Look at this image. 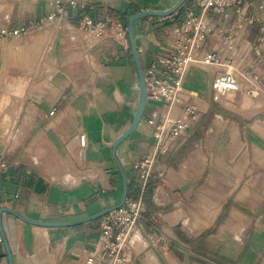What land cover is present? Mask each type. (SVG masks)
<instances>
[{
    "label": "crops",
    "instance_id": "crops-1",
    "mask_svg": "<svg viewBox=\"0 0 264 264\" xmlns=\"http://www.w3.org/2000/svg\"><path fill=\"white\" fill-rule=\"evenodd\" d=\"M76 1L0 0V33L31 31L65 10L69 19L57 36L56 28L37 33L22 47L21 36L0 34V163L7 165L0 169V264H10L6 243L13 264H85L100 234L102 216H96L119 207L125 192L129 199L143 198L148 208L141 221L144 240H134L140 248L135 264H263L264 89L258 96L248 93L264 82V43L260 54L254 52L262 24L244 36L229 31L234 10L227 17L205 15L223 36L237 38L228 42L230 49L225 39L210 38L196 52L180 102L168 118L177 120L190 104L197 117L175 144H164L167 150L159 154L143 191L135 163L156 149L147 121L155 114L162 119L163 102L149 98L141 125L115 150L139 105L130 41L97 39L77 26L86 16L96 22L117 16L126 27L135 13L163 12L181 0ZM190 10L199 12L194 0L170 17L135 23L144 70L166 50ZM42 41L48 44L43 61H30L33 44ZM205 52L231 64L206 67L199 61ZM232 71L241 78V88L220 97L214 81ZM246 73L250 76L243 77ZM80 132L87 136L83 156ZM3 208L50 223L95 219L44 227L1 213Z\"/></svg>",
    "mask_w": 264,
    "mask_h": 264
},
{
    "label": "built area",
    "instance_id": "built-area-1",
    "mask_svg": "<svg viewBox=\"0 0 264 264\" xmlns=\"http://www.w3.org/2000/svg\"><path fill=\"white\" fill-rule=\"evenodd\" d=\"M67 3L76 4V1L67 0ZM198 13L190 10L185 19L176 28L171 39L166 42V50L159 53L153 63L145 69L147 81L148 99L161 100L163 102L164 115L158 120L157 114L147 121V126L152 129L156 140V149L135 163L143 191L146 190L150 179L153 177V169L158 162L159 154L167 150L164 144H175L178 138L183 136L191 127L197 117L196 106L188 105L182 115L175 121L168 118L172 106L180 102L183 82L190 70L196 63V52L200 51L204 43L210 38L225 39L227 48L237 38L228 35L213 27L204 17L208 12H213L223 17L228 16L230 10H234L236 20L230 32L243 31L244 36L252 33L253 28L261 23L260 36L254 43L255 54L261 53V45L264 43V0H194ZM68 11L59 14H51L42 22L51 24L68 22ZM80 32L91 34L104 40H113L120 43H129L127 27L120 18L110 16L106 21L96 22L86 16L77 26ZM27 29L21 28L10 31L4 29L1 35L4 37L17 38L27 34ZM199 61L206 67L231 64V60L223 63L218 53L205 52L200 54ZM250 73L243 77H249ZM241 88V78L233 71L218 76L214 81V90L220 97L235 93ZM264 89V82L259 80L258 86L248 88V93L258 96ZM78 139V153L83 156L87 148V136L80 132ZM5 162L0 163V169L6 168ZM148 208L143 198L133 200L126 198L123 206L114 208L105 213L100 221V234L94 248L85 256V264H135V258L139 255L140 248L135 244L134 237L139 235L144 240V229L141 221L147 214ZM160 214L151 217L157 220ZM3 242V234L0 225V243Z\"/></svg>",
    "mask_w": 264,
    "mask_h": 264
},
{
    "label": "water",
    "instance_id": "water-1",
    "mask_svg": "<svg viewBox=\"0 0 264 264\" xmlns=\"http://www.w3.org/2000/svg\"><path fill=\"white\" fill-rule=\"evenodd\" d=\"M186 2H187V0H181L176 6H174L173 8H171L169 10L163 11V12H154V11L138 12V13L133 14L128 20L127 33H128V37H129V41H130V45H131V50H132L134 60L136 63L138 75H139L138 88H139L140 97H139V105H138L136 114L134 116V122H133L132 126L116 140V142L114 143V149L115 150L123 141H125L129 136H131L138 129V127L141 125V123L143 121L144 113L146 110L147 101H148L147 81L145 78V71H144V67L142 64L140 51H139V48L137 45V40L135 37V23L141 19L150 18V17L151 18L152 17H161V18L170 17V16L174 15L176 12H178L185 5ZM126 198H127V196H126V192H125L123 202L119 207L123 206ZM119 207H117V208H119ZM110 210H112V209H109L106 212H104V213H102L96 217H101L105 213L109 212ZM4 212L11 214V215L21 219L22 221H24L26 223L36 225V226H44V227H68V226L80 225V224L86 223L89 220L95 219V218H91L89 220H81V221L74 222V223H50V222H45V221H35V220L28 219V218L22 216L21 214L17 213L16 211L11 210L10 208H3L1 210V213H4ZM6 247H7L9 263L13 264V255H12V252H11L7 243H6Z\"/></svg>",
    "mask_w": 264,
    "mask_h": 264
},
{
    "label": "rangeland",
    "instance_id": "rangeland-1",
    "mask_svg": "<svg viewBox=\"0 0 264 264\" xmlns=\"http://www.w3.org/2000/svg\"><path fill=\"white\" fill-rule=\"evenodd\" d=\"M71 1H74V0H71ZM76 1V0H75ZM77 2V1H76ZM63 26H65V24H61L60 22H57V23H55V24H51V23H49V22H47V21H44V22H41L39 25H37V26H34V28H32V30L31 31H35V32H31L30 30H27V31H30L27 35H23V36H21L22 37V41H20L21 42V44H19L18 46H25L26 45V43H27V40H29L31 37H33L35 34H37V33H42V32H44V31H48V30H51V31H53V29L54 28H56V32H55V36H57V34H58V31L60 30V29H62L63 28ZM39 29H42V30H40L39 32L37 31V30H39ZM76 32V31H75ZM76 35H77V33H75ZM55 36H53L54 38H55ZM79 36V35H78ZM90 36H92L91 34H90ZM53 37H52V40H51V42H50V44L49 45H51V43L53 42ZM93 37H95V38H97V36H93ZM40 39V38H39ZM47 39V38H46ZM97 39H99V38H97ZM30 41H31V39H30ZM17 43V42H16ZM45 43H47V42H40V43H38V44H36V43H34L33 44V46H32V48H31V52H35V56L32 58H29V60L30 61H32V60H40V61H43V56H42V51L43 50H46V48H48V44H45ZM14 45H16V44H14ZM39 47L40 48H42V47H45V49L44 48H42V49H39ZM37 58H39V59H37ZM29 60H27L26 59V61L27 62H29ZM263 264H264V260H263Z\"/></svg>",
    "mask_w": 264,
    "mask_h": 264
},
{
    "label": "bare ground",
    "instance_id": "bare-ground-1",
    "mask_svg": "<svg viewBox=\"0 0 264 264\" xmlns=\"http://www.w3.org/2000/svg\"><path fill=\"white\" fill-rule=\"evenodd\" d=\"M135 242H137L139 240V235L135 236Z\"/></svg>",
    "mask_w": 264,
    "mask_h": 264
},
{
    "label": "trees",
    "instance_id": "trees-1",
    "mask_svg": "<svg viewBox=\"0 0 264 264\" xmlns=\"http://www.w3.org/2000/svg\"><path fill=\"white\" fill-rule=\"evenodd\" d=\"M127 27V26H126Z\"/></svg>",
    "mask_w": 264,
    "mask_h": 264
}]
</instances>
